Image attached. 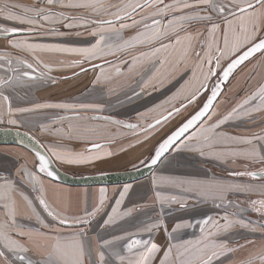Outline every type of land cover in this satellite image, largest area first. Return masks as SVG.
I'll return each mask as SVG.
<instances>
[{
  "label": "snow or ice",
  "instance_id": "1",
  "mask_svg": "<svg viewBox=\"0 0 264 264\" xmlns=\"http://www.w3.org/2000/svg\"><path fill=\"white\" fill-rule=\"evenodd\" d=\"M46 7L24 5H0V16L20 25H27L26 29L17 27L0 28L5 36H15L23 33L40 35H67L56 25L66 29L81 26H91L89 35L95 37V42L89 47H65L60 44L35 43L27 38L9 40V47L27 56H3L0 60L6 62L0 68L11 75L0 77V123H7L20 128L21 123L13 118L17 115L34 113L43 109L63 110H93L102 111L101 105L67 104V103H36L31 107H13L12 98L6 94L7 90L14 91L18 87L30 82L54 80L50 74L53 66L42 58V54H71L79 59L72 61L60 60V66L81 67L85 63L102 60L109 65L106 71L100 65V74L95 77V83L107 82L113 76L119 77L125 73L121 65L127 66L129 76H141L142 88L148 87L161 75L166 78L174 76L183 69H190L191 76L181 88L187 90L185 99L191 103L205 89L212 76H217L221 83L211 89V95L202 109L188 119L172 135L154 149L153 153L140 160V164L152 169L158 163H163L162 157L185 133L189 132L202 121V118L212 120L217 113L212 110L214 102L221 93V84L228 81L230 75L243 62L248 61L256 53H260L264 60V0H39ZM15 9H20L19 12ZM61 9V10H55ZM63 9H83L85 14H70ZM203 24L204 27L192 28V25ZM131 30L134 34L125 37L123 33ZM76 35H80L79 32ZM28 56L31 59H28ZM115 57V61L108 57ZM130 57V58H129ZM227 66L224 67V63ZM214 69H219L222 75H217ZM83 70V69H82ZM147 73V78L143 74ZM139 95V93H136ZM178 92L176 95L178 96ZM174 99L173 98H170ZM165 103H168L166 101ZM180 109L173 106L167 114H161L155 123L148 124L143 131L166 122L173 113ZM256 113H264V83L247 93L226 114L218 116L216 120L201 127L186 137L177 150L198 152L221 158L225 156L242 157L259 165V171L246 170L229 173L231 176L248 177L259 183H237L224 181H195L180 178H153L154 187H172L181 191H197L204 199L219 201L216 207H233L235 211L225 210L223 216L214 218L207 216L197 221L200 235L195 239H182L171 242L174 237L169 235L170 243L163 251L159 264H264V128L259 132H252L250 136H229L217 131L229 121H247ZM146 114H141L143 117ZM67 117H59V120ZM76 119L87 120L89 117L77 116ZM93 120L122 125L135 132L140 126L113 120L110 116L91 117ZM42 132L56 135L60 139H84V133L95 132V128L70 126L67 132L57 129L55 132L49 126H42ZM18 136L21 133H17ZM23 137L31 141L35 168L37 171L23 169V175L36 193L35 200L46 213L42 216L33 199L19 191L14 183L5 178L0 184V264H153L161 248L151 240V236L143 238L142 234H151L162 226L161 221L146 224L136 232H126L111 239L103 235L91 236L86 230L69 227L89 224L102 209L106 200V190H100L99 203L84 215L69 216L63 211L52 207L45 198V183L41 176L55 181L57 171L54 163L68 165H82L110 156L112 153L97 152L102 145L91 142V148L73 152L58 144H43L29 132ZM195 143H192V142ZM216 144L244 145L245 147L226 152L211 151ZM137 167V165H133ZM130 186H125L116 200L111 214L103 221V226L115 224L118 220L132 215L133 210L120 211V206L128 193ZM229 193H243L246 196L256 194L260 198L247 201L248 207H242V202L228 199ZM17 197L24 204L21 211ZM156 199L163 206L165 203L179 204L184 208L183 198L164 196L156 192ZM255 212L260 220H251L246 213ZM18 217L34 220L37 227H26L18 222ZM50 221L55 222H49ZM223 221V223H221ZM182 227H193L192 224H176L172 229L177 233ZM244 229L248 233H261L259 242L248 236L238 239H221L233 229ZM166 229V226H165ZM243 239V243H240ZM124 243L115 248L118 242ZM238 253H246L239 257ZM36 254L41 259H33Z\"/></svg>",
  "mask_w": 264,
  "mask_h": 264
},
{
  "label": "crops",
  "instance_id": "2",
  "mask_svg": "<svg viewBox=\"0 0 264 264\" xmlns=\"http://www.w3.org/2000/svg\"><path fill=\"white\" fill-rule=\"evenodd\" d=\"M29 4L32 6H36L37 4L41 5L42 3L39 2V0H33V2ZM61 27H62L61 32L64 33L71 32L69 31V29H66L63 26ZM202 27H204V25ZM79 28L83 32H79L80 35H77V36H82L79 37L78 41H80L81 38H84L83 36L89 32L88 30H86V28H82V27ZM75 34H71V36ZM67 36L70 35L59 36L54 34H46V35L38 34V35H33L29 41L35 43H51V44H58V43L62 44L65 42L70 43L69 41L71 40L65 41L62 39ZM59 37L61 42L59 41ZM127 37L128 36H126V38ZM16 55L27 56L26 53L18 54V52ZM16 55H8V56H16ZM51 55L58 56L62 59H66L67 61H72L69 59V57H62L59 54H42V58L53 66L54 70L50 75L54 77V80L30 82L25 86L16 88L14 91L7 90L6 94H9L11 96L13 107H17V106L31 107L36 103L84 104L83 100H87L86 104L90 102L88 101V99H81L80 97L79 88L82 84L81 85L78 84L79 78L77 77V75H75L72 72V69H69V67L67 66L62 67L58 63L52 62V60H50ZM73 56L75 57V55ZM75 58H79V57L76 56ZM28 59H31V57L28 56ZM258 60L262 62L259 63L260 65L256 63V66L252 74L249 75L247 81L245 83H240V85L238 86H235L238 87V89L236 90L237 94L240 91L242 92V94H244V92L249 93L253 91L259 84H261L258 82L263 81L258 78V77L263 78L262 76H264V60L261 59L260 53L258 55ZM92 63H85V65L82 67L91 65ZM225 64L226 62L224 63V65ZM0 65L6 66V62L2 60V63L0 62ZM181 70H183V72L188 71L187 75L191 76L190 69L182 68ZM11 74L12 73L5 72L3 68H0V77ZM95 74L96 71L92 74V76H95ZM146 75L148 74L146 73ZM161 77L166 79L165 76L161 75L156 80H154L155 83H158ZM89 78L90 77H88V80ZM67 79H69V81L65 82L64 84L60 82V80H67ZM90 85L93 86L94 88V85L90 83H84L83 91L87 89ZM51 86H53V89L51 88ZM46 90H48V93L45 92ZM228 90L229 89H227V91L225 92H228ZM38 91L40 93L41 92L45 93V97L43 99H40L39 101H33L36 92ZM239 95L241 94H238L237 96ZM233 105H234V101H230V103L227 105V108H224L222 113L220 112V114H217L216 117L221 114L222 115L226 114V112L229 111L233 107ZM68 111L69 110L55 109V108L43 109L34 113L17 115L15 116V119H17L21 124L23 123L24 125H26L29 122L33 123L35 125V128H32L31 126L29 127L22 126L24 128L23 131L29 132L30 134L32 133L33 136L36 137V139H39V141L42 142L43 144L55 143L73 152H79L86 148L90 149L91 146H83V148L77 149V146L73 145L75 141L77 142V145L79 147L82 146L80 142L82 141V139H75V138L60 139L56 135H53V137L49 139L47 135H44V137L46 138L45 139L37 135V132L40 131L39 130L40 124H42L43 126H49L53 132H55L57 129H62L63 131L67 132L70 126H78L80 128L95 127V123L89 121L91 120L90 116H87L89 117V119L80 122L81 119H76L77 116H69ZM82 114L107 115V113L103 114L101 112H95L91 110L83 111ZM174 114L176 115V113ZM61 116L68 118L64 120H59V117ZM112 117H117V116L112 115ZM119 119H121V121L125 123L134 124L131 121H128L124 118H119ZM252 119L255 121V123H251L247 121H239V120L229 121L225 125H222L220 129H226L227 131L233 132V133H228L227 135L229 136H250L252 132H259L262 128H264V113H256L253 115ZM214 120L215 119L208 120L207 118H205V120L199 125V127L192 130L187 136H189L191 133L195 131H199L201 127L207 126V124L211 123ZM120 128L129 130L123 127L122 125H120ZM192 143L195 142L193 141ZM113 145H114V141H111L109 143L107 142L106 144H104L105 148H107V151H110V148H112ZM243 147L245 146L244 145L226 146L224 144H216L211 151L226 152ZM208 152L209 149L206 148L205 149L206 155L201 156L198 152H194V151H187V150L178 151L176 147L172 149L168 155H166V157L162 160L163 163H160L155 169V171L149 177L130 184L118 185L115 187L107 186V187H99V188L94 187V189L92 188L68 189V188L59 187L57 184L50 181L44 175L38 172L37 174L40 175L41 179L44 180L45 189H46L45 198L48 200L49 204L52 207L56 208L57 210L65 212V214L69 216H76V215L82 216L85 214L86 211H90L95 205L99 203L100 190L101 189L106 190L105 204L102 207L101 211L94 218L90 220V223L73 226V227H69L67 225L61 226L64 227L66 231H73L75 230V228L78 227L80 229L86 230L93 237L97 236V234H100L103 235L105 238L111 239L113 236L124 235L126 232H136L138 229L142 228L146 224H151L157 221H161L162 226L158 230H155L151 234L148 233L142 234L143 238H148L149 236H151L152 242L156 243L161 248V252L157 254L156 260L153 262V264H159V260L162 258L163 251L166 249V246L170 243L169 235L174 237V239L171 241L173 243L178 242L179 240L182 239H195L200 235L199 226L197 225L198 220H202L207 216L219 218L224 215L225 210H227L228 212H232L235 211V209L233 207H228L227 209H225V207H216V204L219 203V201L214 202L212 199H204L202 196L198 195L197 191L195 190L181 191L177 188H172L167 186L154 187L152 183L153 178H156L157 180H159L160 177H169V178H180L185 180H195V181H204V182L215 180V181L237 182V183H253V184L259 183V181L251 180L248 177H236L229 175V173L245 171L246 168L247 170L259 171V167H260L259 165H252L250 161L245 160L242 157L225 156L221 158H216L214 156L207 155ZM0 162H2L0 163V165L7 166L10 174L8 175L6 172H1L0 184L5 183V178H7L12 183H14V185L19 191L23 192L25 195H28L30 199H33V202L36 204L38 211H40L42 216L46 217V213L43 212V209L39 207L38 201L35 200L36 193L32 192V189L27 182V177L23 175L24 168H27L30 171H37L35 168L34 156L30 154L28 151H25L24 149H17L15 153L11 151L0 152ZM94 162H98V161L96 160ZM55 164L57 166L59 165L60 167H63L62 169L58 166L59 169H61L64 172H67V170H75L78 168V166H80V165H68V164L63 165L60 163H55ZM125 186H130V188L128 193L125 195V198L120 206V211L123 212L127 209H132L133 210L132 215L129 217H125L122 220H118L113 225H109L106 227L103 226V221L107 219L108 215L111 214V210L113 207H115V202L120 198V193L123 191ZM157 191L161 192V194L164 196L175 195L177 197L183 198L186 206L184 208H181L179 204H175V203L173 204L165 203L162 206L160 202L156 199ZM258 198L260 197L256 194H249L248 196H246L243 193L228 194V199L230 201L242 202V207H248L247 201ZM17 200L21 211H23L24 210L23 202L20 200L19 197H17ZM246 215L251 220L255 221L256 219L255 212L248 211ZM0 218H2V215H0ZM17 219L18 222L22 223L26 227H37L34 220L25 219L23 217H18ZM49 222H52L50 221V218H49ZM178 223L192 224L193 227H182L177 233H173L172 229ZM221 223H223V221H221ZM250 234L252 233H248L244 229L236 228L233 229L227 236H222L221 239H230V238L238 239L242 236H248L252 238V235ZM253 235L255 236V234ZM243 242H244L243 239H240V243ZM123 243H124L123 241L118 242L116 245H114V247L119 248ZM245 254L246 253H238L237 255L239 257H242ZM31 255H33V259L36 260L41 259L39 255L36 254H31Z\"/></svg>",
  "mask_w": 264,
  "mask_h": 264
},
{
  "label": "rangeland",
  "instance_id": "3",
  "mask_svg": "<svg viewBox=\"0 0 264 264\" xmlns=\"http://www.w3.org/2000/svg\"><path fill=\"white\" fill-rule=\"evenodd\" d=\"M31 2H33V0H29V1L26 0V4L31 3ZM110 2L115 3L117 2V0H110ZM21 5H24V4H21ZM41 5L46 6V4H43V3ZM70 12L71 14H85L86 15V11L83 9H79V11L75 10V11H70ZM197 26L202 28L203 24H199ZM81 27L86 28V30L89 31L91 26H81ZM123 35H125L126 37L125 33H123ZM79 37H82V36H77L76 34L72 36L70 35V36L62 38L65 41L71 40L69 41L70 43L65 42L62 44L61 43H58V44L63 45L65 47H89L91 46L93 42H95V39H96L95 37L89 35V32L86 33L83 36L84 38H81L80 41H78ZM59 41L61 42L60 37H59ZM59 55L62 57H69L70 60L79 59V58H75L76 56L74 57L71 54H59ZM258 55L259 53L255 54L252 58H250L247 62H245L240 67H238V69L235 70V72L229 79L227 85L225 86L221 96L217 100L215 107L213 108V110L217 114H220V112L222 113L223 109L227 108V105L230 103V101H234V105H235L247 94L246 92L242 94V92L240 91L238 94H241V95L237 96L238 94L236 90L238 89V87H235V86L240 85V83H245L249 75L252 74L256 66V63L259 64L262 62L258 60ZM108 59L115 61V57H112V56H109ZM98 63H101V66L106 71L109 69V65L105 64L104 61L102 60L93 61L91 65L85 66L84 70H81L84 67L82 68L81 67H76V68L69 67V69H72V72L75 75H77V77L79 78L78 84L79 85L82 84L79 88L80 89L79 94H80L81 99H88V101H90L88 104L101 105L103 110L95 111V112H101L103 114L107 113V115H89V114H82L83 111L85 110H76V111L69 110L68 111L69 116H82L83 115V116H90V118L94 116H98V117L99 116H110L113 120H120V121L121 119L119 118H124L128 121H131L134 124L139 125L140 127L137 128L135 132H133L132 130H126V129L120 128V125L105 122L102 119L89 120L90 122L95 123L94 128L96 129V131L92 133L83 134L85 135L84 136L85 138L82 139V141H80L82 146L79 147L77 145V142L75 141L73 145H76L78 149V148H83V146H92L91 142L94 141L95 143H98V144L101 143V145L103 146L101 149L93 150L90 154L95 155L97 152H100V153L110 152L112 153V155L103 156L101 160H97L98 162L93 161L91 163L82 164V166L81 165L78 166V168L75 170H67V173H70L72 175L73 174L78 175V176L96 175V174L127 171L133 168H137L138 166L141 165L140 160L152 154L154 149L158 147V145L165 139V137L174 128H176L179 124H181L182 121L187 119V117L191 116L194 112H196L202 106V104L204 103L208 95L211 93V89L214 87V85L216 84V81L218 80L217 76H212L211 79L208 81V88L205 87V89L201 91V93L197 96V98L193 102L189 103L185 99V96L187 95V90L183 92L180 91L182 86L185 84V82L190 78V75H187L188 71L183 72V70H180L174 76H169L166 79L161 77L158 83H155V81H153L151 84L148 85V87L143 88V90H141L142 88L141 76L139 75L129 76L127 74V66L125 65H121V69L125 73L124 75L119 76V77L113 76L111 79H109L107 82H104V83H100V84L95 83V77L100 74V68L96 69L94 65H97ZM95 71H96L95 76H92V74ZM219 72L220 70L217 69V75H219L218 74ZM84 74H87V75H84ZM143 76L144 78H147L146 73H144ZM88 77H90L89 80H88ZM262 77L264 78V76ZM258 78L260 80H263L258 83H264L263 78H260V77ZM68 81L69 79L60 80L62 84ZM84 83H90L94 85V88L93 86L90 85L88 87L89 91H88V88L83 91ZM51 88L53 89V86H51ZM227 89H229L228 92H225L227 91ZM45 92L48 93V90H46ZM178 92L180 94L177 96L176 94ZM136 93H139V95H137ZM44 97H45V93L43 92L40 93L38 91L36 92L35 98L33 97L34 98L33 101H39L40 99H43ZM173 97L174 99L170 100V98H173ZM55 99H58V98H55ZM166 101H168V103H165ZM83 102L84 104H86L87 100H83ZM173 106L180 109L179 113H176V115L173 113V115H171L166 122H162L161 124L156 125L154 130L149 129L147 134L143 131V129L148 124L150 123L154 124L155 119L159 118L162 113L166 115L167 112L171 111L173 109ZM110 114L117 116V117H112V115ZM141 114H146V115L142 117ZM217 117L213 116L212 119L216 120ZM83 120L84 119H81L80 122H82ZM4 121H5L4 123H0V128H13V129L16 128V129H22V130L24 129L22 126L24 127L31 126L32 128H35V125L29 121L28 122L31 124L27 123L26 125H24L22 123L21 124L22 126L20 128H17L14 125H10L7 123L6 115L4 116ZM42 126H43L42 124L39 125L40 131L37 132V135L42 138H45L44 135H47L49 139L53 137V135L51 136L48 132H42L41 131ZM217 131H222L226 134L233 133L231 131H227L226 129H218ZM187 135L181 141L185 140ZM111 141H114V145L112 148H110V151H107V148H105L104 144H106L107 142L109 143ZM177 145L174 148H176ZM226 146H230V145H226ZM17 149H23V148L0 146V152L11 151L15 153ZM133 165H137V167H133ZM67 167H70V166H67ZM60 168L63 169V167H60ZM1 172H6L8 175H10L9 170L6 165L5 166L0 165V173ZM57 185L59 187L68 188V189L70 188L79 189V188H74V187L63 186L60 184H57ZM104 187H107V186H104ZM110 187H115V186H110ZM91 188L94 189V187H91ZM255 218H256L255 221L261 219L258 214L255 215ZM253 234H255V236ZM250 235H252V238L256 239L257 242H259L261 233L257 232V233H252Z\"/></svg>",
  "mask_w": 264,
  "mask_h": 264
},
{
  "label": "water",
  "instance_id": "4",
  "mask_svg": "<svg viewBox=\"0 0 264 264\" xmlns=\"http://www.w3.org/2000/svg\"><path fill=\"white\" fill-rule=\"evenodd\" d=\"M256 54H258V53H256ZM245 62H247V61H245ZM245 62H243L242 64H244ZM241 65H239L238 67H240ZM238 67H237V69H238ZM235 70H234V72H235ZM233 73L230 75L229 79L231 78ZM219 75H222V73L220 72ZM229 79H228V81H229ZM228 81L223 82L221 84V89L222 90H221V93L218 95L217 100L221 96V94H222L225 86L227 85ZM217 83H221L220 80H217L216 84ZM210 95H211V93L208 95V97ZM208 97H207V99H208ZM207 99H206V101L204 103L207 102ZM216 102H214V105L216 104ZM202 107H203V105L196 112H194L190 117H188L185 121H183L179 126H177L173 131H171L165 137V139H167L170 135H172L180 126L183 125V123H185L193 115H195L197 112H199L202 109ZM95 117H98V116H95ZM99 117H103V116H99ZM204 120H205V118H202V121L198 122L197 125L194 126L192 129H189V132L191 130H193L194 128H196L197 126H199ZM18 132L21 133L20 136L17 135ZM24 132H26V131L19 130V129H13V128H0V146H10V147L23 148V149L27 150L28 152H30L34 156L31 141H29L27 137H23L22 134ZM188 133H185V135L183 137H181L180 140H178L169 149V151L164 154V157H162L161 159L163 160L166 157V155H168L170 153V151ZM94 150H96V149H94ZM159 164L160 163H158L152 169H149L148 167L142 165L140 167H137V168H134V169H130V170H127V171L112 172V173H105V174H96V175L73 176V175H71V174H69L67 172H64L61 169H59V167L54 163L53 164V168L57 171V179L55 181H53V180H51V178L46 177L44 174H42V175H44L47 179H49L50 181H52L54 183H57V184H60V185H63V186L74 187V188L118 186V185L130 184V183H133V182H136V181H139V180H142V179H145V178L149 177L155 171V169L157 168V166Z\"/></svg>",
  "mask_w": 264,
  "mask_h": 264
},
{
  "label": "flooded vegetation",
  "instance_id": "5",
  "mask_svg": "<svg viewBox=\"0 0 264 264\" xmlns=\"http://www.w3.org/2000/svg\"><path fill=\"white\" fill-rule=\"evenodd\" d=\"M29 1V0H27ZM4 4H8V5H14V4H18V5H21V4H24L25 6H32L30 5L29 3L26 4V0H0V5H4ZM36 6H39V7H46V6H42V5H39L37 4ZM55 10H61V9H55ZM79 11V9H63V11L65 12H68L71 14L70 11ZM15 11L19 12L20 9H15ZM73 13V12H72ZM62 25H56V27L59 28V30L61 31ZM3 27H17V28H21V29H26L28 26L27 25H20L19 23L17 22H12V21H8L6 19L3 18V16H0V28H3ZM193 29L198 27L196 24L192 25L191 26ZM203 28V27H202ZM76 30V32H75ZM69 34L67 35H71V34H75L77 32H83L82 30H80L79 27H76V28H73V29H69ZM126 34V36H131L133 35L134 33L131 31V30H126L124 32ZM33 35H38L36 33H32V34H28V33H23V34H19V35H15V36H12V35H9V36H5L4 34L0 33V55H3V56H8V55H16L17 52H15L13 49H11L9 47V40L11 39H24V38H27L28 40H30V38L33 36ZM18 54H21V53H18ZM50 60H52V62L54 63H58L59 64V61L60 60H65L67 61L66 59H62L58 56H55V55H51L50 56ZM0 62L2 63V60H0ZM85 65V64H84ZM83 65V66H84ZM97 65H100L101 66V63H98ZM227 65V64H226ZM225 65V66H226ZM97 68V67H96ZM83 70L85 69L82 68ZM81 69V70H82ZM214 71L217 72V69H214ZM220 74V72L218 73ZM206 88H208V84L206 85ZM207 99V98H206ZM206 101V100H205ZM204 101V102H205ZM204 104V103H203ZM202 104V105H203ZM190 117V116H189ZM188 118V117H187ZM186 120V119H185ZM175 129V128H174Z\"/></svg>",
  "mask_w": 264,
  "mask_h": 264
},
{
  "label": "trees",
  "instance_id": "6",
  "mask_svg": "<svg viewBox=\"0 0 264 264\" xmlns=\"http://www.w3.org/2000/svg\"><path fill=\"white\" fill-rule=\"evenodd\" d=\"M181 123H182V122H181ZM179 125H180V124H179ZM179 125H178V126H179ZM35 138H36V137H35ZM38 140H39V139H38ZM140 166H142V165H140ZM140 166H138V167H140ZM73 176H78V175H74V174H73Z\"/></svg>",
  "mask_w": 264,
  "mask_h": 264
},
{
  "label": "bare ground",
  "instance_id": "7",
  "mask_svg": "<svg viewBox=\"0 0 264 264\" xmlns=\"http://www.w3.org/2000/svg\"><path fill=\"white\" fill-rule=\"evenodd\" d=\"M215 106V105H214Z\"/></svg>",
  "mask_w": 264,
  "mask_h": 264
}]
</instances>
